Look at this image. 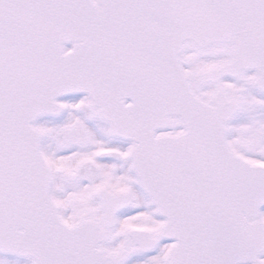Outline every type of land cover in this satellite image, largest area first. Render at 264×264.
Returning <instances> with one entry per match:
<instances>
[{"label": "snow or ice", "instance_id": "obj_1", "mask_svg": "<svg viewBox=\"0 0 264 264\" xmlns=\"http://www.w3.org/2000/svg\"><path fill=\"white\" fill-rule=\"evenodd\" d=\"M0 264H264V0H0Z\"/></svg>", "mask_w": 264, "mask_h": 264}]
</instances>
